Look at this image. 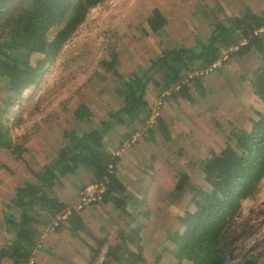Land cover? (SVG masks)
<instances>
[{"label": "rangeland", "instance_id": "374dc122", "mask_svg": "<svg viewBox=\"0 0 264 264\" xmlns=\"http://www.w3.org/2000/svg\"><path fill=\"white\" fill-rule=\"evenodd\" d=\"M156 9L163 28L145 36L147 18ZM249 12L264 18V0H107L93 7L39 86L26 91L5 116L18 151L0 150V249L10 238L5 214L17 215L12 208L16 189L33 181L32 173L55 158L66 141L65 131H91L121 107L116 94L121 84L103 68L102 60L110 61L115 51L118 70L126 78L140 68L148 69L164 49L205 42L218 23ZM254 59L223 52L212 68L190 73L182 85H187L193 100L170 99L169 91L162 101V88L151 83L146 96L149 108L141 121L135 122L133 130L115 127L104 141L108 153L118 157L116 175L132 196L127 213L115 200L105 202L102 196L77 212L86 231L73 234L67 219H61L63 228L58 231L60 222L48 219L51 209L46 207L40 219L49 224L38 226L40 241L30 264H117L112 259L107 262L105 254L108 245L114 249L122 245V230L137 233L147 264L175 263L170 251L176 246L168 240V232L193 210L190 189L179 192L176 184L187 174L208 189L202 164L225 150L234 127L250 129L252 110L261 106L250 87L253 74L248 70ZM81 104L91 111L90 122L76 119ZM132 131L136 132L128 136ZM91 181L85 172L64 179L55 197L66 210H74ZM90 246L99 255L94 256ZM127 246L137 251L135 245ZM225 250L229 264H241L251 256L264 262V179L231 220Z\"/></svg>", "mask_w": 264, "mask_h": 264}, {"label": "trees", "instance_id": "16d2710c", "mask_svg": "<svg viewBox=\"0 0 264 264\" xmlns=\"http://www.w3.org/2000/svg\"><path fill=\"white\" fill-rule=\"evenodd\" d=\"M106 1L0 0V150L18 151L14 149L10 129L5 125V116L26 91L39 86L48 67L84 24L90 10ZM160 19L161 12L154 10L147 18L149 30L143 28L145 36L161 31L163 24ZM263 30L264 18L258 14L249 12L240 18H228L215 26L205 42L199 40L190 48L164 49L148 69L140 68L126 78L118 70L115 51L111 53L110 61L102 60L103 68L121 84L116 94L122 105L108 115L106 122L91 131L81 134L65 131L66 141L55 158L32 173L33 181H27L16 189L12 208L17 215L5 214L6 232L10 238L0 249V264H5L4 261L31 263L40 241L38 226L49 224L40 219L41 211L46 207L51 209L46 213L48 219L63 216L66 205L55 197V191L64 179L78 176L80 172L88 174L91 183L105 186V202L113 199L127 213L132 196L116 175L119 159L108 153L105 137L117 126L133 130L135 122L141 121L149 108L146 96L151 83L162 88V101L169 91L170 99L183 97L191 100L187 85H182L183 79L196 70L212 68L220 62L223 52L238 59L254 56V64L247 70L253 74L250 87L261 106L253 108L249 130L234 127L225 150L202 164L200 171L208 189L196 184L187 174L178 180L176 188L179 192L186 187L190 189L193 210L170 228L167 238L176 247L172 251L167 250L175 259L173 264H229L230 257L225 249L231 220L241 204L255 196L264 179ZM197 88L204 92L201 86ZM74 115L80 122L92 120V113L84 104L77 107ZM59 222L57 229L61 231L62 221ZM66 222L73 234L86 231L82 218L76 212L68 216ZM136 234L122 230V245L115 249L108 245L107 262L112 259L117 264H147ZM128 243L135 245L137 251L131 250ZM90 249L94 256L99 255V250L91 246ZM241 264L264 262L257 256H251Z\"/></svg>", "mask_w": 264, "mask_h": 264}, {"label": "built area", "instance_id": "2783aa9c", "mask_svg": "<svg viewBox=\"0 0 264 264\" xmlns=\"http://www.w3.org/2000/svg\"><path fill=\"white\" fill-rule=\"evenodd\" d=\"M105 186L103 184H91L81 193V202L73 210L67 209L61 218L57 219L59 222L61 219H67L73 212H79L84 209V207L89 206L90 204L97 202L102 199L103 194L105 193ZM62 221V220H61ZM57 225V224H56Z\"/></svg>", "mask_w": 264, "mask_h": 264}, {"label": "crops", "instance_id": "0c3cea01", "mask_svg": "<svg viewBox=\"0 0 264 264\" xmlns=\"http://www.w3.org/2000/svg\"><path fill=\"white\" fill-rule=\"evenodd\" d=\"M35 251V250H34Z\"/></svg>", "mask_w": 264, "mask_h": 264}]
</instances>
